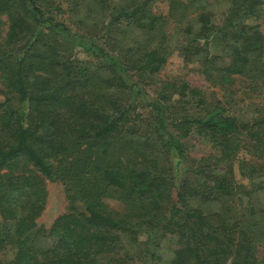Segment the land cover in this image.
<instances>
[{"label": "trees", "instance_id": "1", "mask_svg": "<svg viewBox=\"0 0 264 264\" xmlns=\"http://www.w3.org/2000/svg\"><path fill=\"white\" fill-rule=\"evenodd\" d=\"M64 1L83 10L79 31L54 0H0V264H159L169 248L171 264H264V163L237 161L250 186L233 171L239 151L264 161V104L244 122L187 82L145 89L176 49L226 97L261 93L264 33L246 20H264V0H228L221 24L184 0L195 16L174 27L177 0L168 16L154 0ZM191 133L211 160L188 162ZM46 181L66 200L48 228Z\"/></svg>", "mask_w": 264, "mask_h": 264}, {"label": "rangeland", "instance_id": "2", "mask_svg": "<svg viewBox=\"0 0 264 264\" xmlns=\"http://www.w3.org/2000/svg\"><path fill=\"white\" fill-rule=\"evenodd\" d=\"M120 0H114V2H119ZM184 0H177L176 2V10L172 12L171 16V27L185 25L192 17L195 16V11H192L191 8L185 9L183 8L182 3ZM173 0H154L151 5V9L155 13H160L168 16L171 9V3ZM207 3V9L213 13V22L216 24H221L224 11L228 6V0H205ZM54 7L56 10H53L54 15L57 19L64 21L65 23H70L72 25V29L75 31H79V17L83 15V10L81 8H76L74 10L70 5H67L64 0H54ZM60 11V12H59ZM3 18V17H2ZM4 20V18H3ZM246 23L250 24H258L260 29L264 33V20H246ZM4 28V27H3ZM169 31H174L173 28H169ZM176 36V35H175ZM180 37V38H178ZM183 34L177 35L175 37V41L179 39L181 40ZM215 51H217L215 49ZM75 55L82 60L88 59L85 53L81 51V49L74 50ZM172 79L178 82H187L191 86L198 87L205 98L209 102H218L222 106L227 109L228 113L234 114L239 120L244 122H251L254 117L259 115V110L261 111V107L264 104V90L261 93H256L251 90H246L244 92L239 91L236 93L237 95L233 97H226L223 91L214 85H210L209 82L203 77L200 73V66L197 62H187L183 59V57L179 54V52L175 49L172 54L168 57L165 65L161 69V71L157 74V76L153 77L151 84L146 85L145 89L147 92L148 98L156 97L157 90L160 87V83L162 80ZM134 81H138V78L135 77ZM1 89V85H0ZM132 96L130 95L127 102L130 101ZM4 101V95L0 93V103ZM135 106L137 112L141 113L142 117L151 121V111L150 108L146 105L145 101L140 97H136L134 99ZM184 145V149L186 150V154L188 157L189 163H196L200 160L212 159L215 152L210 146V143L201 136H198L196 133H191L189 136L182 140ZM244 159L249 163H257L263 164V158H257L250 154H247L245 151H239L233 160L234 166V178L237 183L244 184L246 186H250V184L259 181V178L249 179L242 176L239 173L237 161ZM223 164L219 165L218 168L220 170L224 169ZM47 188V199L45 208L42 214L37 218V223L39 226L44 228H48L53 220L60 214L65 211L66 208V200H65V192L64 187L59 182L46 181ZM259 198H261L264 204V193H261ZM105 203L111 209H120V203L114 199H106ZM145 236L141 237L144 239ZM40 240V239H39ZM49 243L47 239H42L41 244L45 246ZM170 244H168L169 246ZM165 248H167L165 246ZM262 251V250H261ZM163 258L161 263L159 264H171L170 259L172 257L171 250L169 248L165 249L162 254ZM133 264H139L137 258L134 259Z\"/></svg>", "mask_w": 264, "mask_h": 264}]
</instances>
